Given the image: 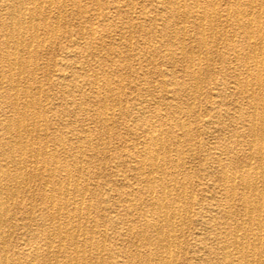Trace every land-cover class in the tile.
<instances>
[{"label": "rangeland", "instance_id": "rangeland-1", "mask_svg": "<svg viewBox=\"0 0 264 264\" xmlns=\"http://www.w3.org/2000/svg\"><path fill=\"white\" fill-rule=\"evenodd\" d=\"M210 1L218 4L219 11L223 14L228 11L230 16L220 24L211 25V28L204 21V28L201 30L199 20H181L175 11V0H170L169 3L166 0H23L24 8L32 5L40 6L42 10L35 11L30 16H21L24 30L20 55L23 59H30L24 65V73L20 77L22 84L27 86V93H22L19 90L21 88L15 92L19 93L20 103L28 98L29 102H33L32 106L35 108H25L24 113L43 115L48 123L46 137L40 133L30 140L36 145L46 143L48 154L54 152L60 164L70 165L78 158L80 172L72 180L78 178L79 184L85 187L84 206L88 210L86 221L81 218L79 223L84 222L87 228H92L94 240H101L105 249L102 251L105 264L115 259L127 264L129 251L135 250V258L140 257L135 259L136 264H146L143 258L147 255L151 258L148 264H156L152 253L157 243L154 241L150 246L141 241V235L152 237L154 232L138 228L135 229L138 234L134 235L127 230L128 217L137 220L140 214L145 213L146 220H150L155 218V214L146 206L142 210L124 208V201L132 194V198H136L137 194L145 200L149 198L143 177L138 175L133 158L135 150L142 146V136L147 134L144 123H154L156 134L162 140L157 142L164 147L161 157L163 155L166 161L165 172L156 174L155 190L159 191L162 183L170 192L167 191L166 200L173 203L176 201L182 209L178 215H174L175 221L181 220V225L174 228L175 234L179 236L174 243V264H193V256L200 254L205 256L208 264L216 262L214 255L217 244L211 234L214 227L204 228L199 210L206 204L216 203L222 208L229 203L227 190L220 188L221 165L241 166V170H248V162L251 166L255 164L253 167L260 163L264 170V154L262 158L254 154L250 159L247 158L253 152L247 145L251 136L246 122L255 110L260 111L257 102L260 97L264 100V85H253V98L242 97L234 88L233 78V72L237 70L242 77L248 76L252 81L256 74L254 70L252 73V69L248 71V68L239 67L238 64L247 58L244 49L246 41L250 40L244 36V29L238 26L234 8L240 5L245 12L250 7L247 0H205L201 6L210 4ZM258 2L257 6L264 11V1ZM192 3L193 0H177V4L182 5L181 10L184 6L186 10L193 7ZM6 12L0 0V16H4ZM261 16V35L264 36V13ZM27 18L30 19L29 22ZM181 26L186 32L184 38H172L171 34ZM254 31H257V27H254ZM202 35L209 41L207 46L197 42ZM0 37V81L3 85L0 94L2 101L6 103L10 101L14 90L10 89L3 69V36ZM255 40H258L257 35L251 41ZM177 41H184L185 56L178 49ZM258 51L262 52L264 58V45ZM171 52L173 59L170 58ZM191 53L194 57L192 63L186 57ZM191 64L194 76L186 71ZM250 65L252 68L253 64ZM257 74L264 77V68L259 69ZM194 81L198 83L196 88L193 86ZM103 109L109 114L113 112L110 119L102 116ZM8 115L9 110H0V121H6ZM254 121L259 122L258 119ZM13 134L0 129V143L5 145L9 138H13L16 143L18 137ZM59 138H62L66 152H62ZM87 140L91 143L87 144ZM218 153H221L219 161L214 160V155ZM37 182H28V191L21 194L22 198L10 201L11 222L16 230L12 233L13 236L7 238L14 245L8 246L7 254L17 259L18 264H29L26 256L15 248H23L24 238L28 239V245L24 247L26 252L29 247L41 246V237L29 236L30 233H38L41 227L49 230L50 234L54 233L50 223L41 218L50 209L45 204L42 192H56L54 189L50 191L51 187H41ZM181 190L184 194H181ZM240 193V189H236L233 200L236 208L233 212L228 216L219 214L214 218L226 222L223 224L225 227L237 226L240 234L246 232V238L240 236L242 244L246 240L249 243L253 241L252 232L264 240V229H256L237 210ZM246 195L252 197L249 192ZM133 224L138 227V223ZM209 226L212 224L209 223ZM195 231L204 233L205 242L196 241ZM229 240L225 244L229 245ZM253 243L256 244L257 251L254 257L250 253L248 258H254V264L258 263L257 260L258 264H264V244L261 245L257 240ZM39 262L37 260L35 264Z\"/></svg>", "mask_w": 264, "mask_h": 264}, {"label": "bare ground", "instance_id": "bare-ground-1", "mask_svg": "<svg viewBox=\"0 0 264 264\" xmlns=\"http://www.w3.org/2000/svg\"><path fill=\"white\" fill-rule=\"evenodd\" d=\"M29 1H32V0H29ZM169 1L170 0H166L167 3H169ZM204 1L205 0H193V3H192L193 7H189V9L186 10L184 6V9L181 10L182 5L180 6L179 4H177V0H175V5H176L174 6L175 11L178 13V16L181 18V20L182 19L187 20L188 18L199 20L200 21L198 22L199 25L198 24L197 25L201 28V30H203L204 28V23H203L204 21H207L208 25L211 28V25L213 24L216 25L218 23L220 24L222 21H224V19L225 20L228 19V15L230 16L228 11L226 12L227 14L226 13L223 14L222 11H219V6L215 2L210 1V4L206 6H203V5L201 6V3ZM247 5L250 7V9L245 12L242 10L240 5H237V7L234 8V14H235L234 17L236 19V22L239 27H242L244 29V36L248 40H250V41H246V46L244 49L245 54L247 55V58L243 61L238 62V64L240 65L239 67L244 66L246 69L248 68V71H251L252 69V73L254 70L256 74L254 75V81H252L250 80L248 76L242 77L241 74L236 69L237 71L233 72V78H234V88L236 89L237 93L240 94L242 97L247 96L248 98H253L254 97L253 85H256L257 87H261L264 85V79H263L264 77H261L260 74H257V71L259 69L264 68V58H263L262 52H260L261 50L258 51L259 48H261L264 45V36L261 35V28H260L262 24L261 14L264 13V11H262L257 6L259 5L258 0H247ZM23 6H24L23 0H2V7H4L5 10H7V12L4 16H0V20H1L0 32H2V35L0 36H3V41L1 43V46L4 49L3 54H1L2 55L1 61L3 63L4 72H6L7 83L10 89L14 90L13 93H11L10 101L8 100L9 103L8 102L4 103L2 101L3 99H1V94H0V110L7 109L10 112V115H8V118H6L7 119L6 121H0V127H1L0 129H2L3 132L5 131L7 134L14 133L13 135H15V137H18L16 143L14 142L13 138L12 139L9 138L8 141L6 140L7 142L5 143V145L0 143V264H18L17 259H15L14 257H9V255L7 254L8 246L14 247L13 244L12 245L10 244V241H8L7 238H9L10 235L13 236L12 233L14 232V230H16V226L13 224V222H11L12 214L10 210V201L12 199L16 200L19 197L22 198L21 194L26 193L28 191L27 184L30 181H38L37 183H39L41 187H51L50 191H53L52 189H54L56 194L54 192L53 193H43L42 192V197L46 202L45 204L48 207H50V209L49 211H47L45 215L41 216V218H43L44 220L50 223V226H52V228L54 229V233L52 232L53 234H50L49 230H47L46 228L42 229L41 227L38 233L29 234V236L41 237V246L38 245L35 247H29L26 249L27 251L25 252L24 247L28 245V241H27L28 239L24 238L23 248L22 247L18 248V246L15 247L20 251L21 254L26 256L25 258L28 260L29 264H35V261L37 260L40 261L39 264H105L104 259L102 258V251H104L105 249H103L104 246L101 245V242H100L101 240L100 241L94 240L91 234L92 228L91 229L87 228V225L83 221H82L83 224L79 223V220L81 218L83 219L88 218L87 217L88 210L84 206V194L86 192L85 187L79 184L78 178L74 179V181L72 180L73 176L76 175V173L78 174V172H80L79 171L80 164L78 163L79 160L77 161L78 158H76V160L70 165H66L62 163L60 164L54 152L49 151L50 154H48V151H47L48 145L46 143L36 145L34 144V142L30 140L31 137H33L36 134L38 135L40 133L42 136L46 137L48 123H46L47 121L45 122V118L43 115L35 114V113H30L28 115L24 113L25 108L26 109L35 108L34 106H32L33 102L32 101L29 102L28 101L29 98H28L27 100L24 99L23 103H20L19 97H18L19 93L15 92L16 90L21 88L19 90H21L22 93H27V86L23 85L24 83L22 84L20 77L24 73V65L25 64L27 65L30 59V58L23 59L22 55H20V52H21L20 44L22 41V34H23L22 31L24 30V29L22 30L24 26H23V22H22L23 20L21 16H24V14H28L30 16L32 13H35V11L42 10V8L40 6L33 7L32 5L29 8L28 7L24 8ZM168 7L170 9H173L172 6H168ZM29 20L30 19H28V22ZM29 24L30 23H28V25ZM182 27L183 26H181V28H178L179 29L178 31L174 30L175 33H173L172 31L173 34H171L172 35L171 37L172 38L177 37L180 39L184 38V36L186 35V32L183 29L184 27L183 28ZM254 27H257V31H254ZM215 34L216 33H214V35ZM254 35L255 36L257 35L258 40L251 41ZM212 37L213 36H211V38ZM199 40L200 41H197V42H199V44L204 45V46H207L209 42V41H206L204 35H202L199 38ZM172 42H175V41H172ZM177 42L179 46L178 49H181L182 51L181 54L185 56L186 52L184 51V44H183L184 41H177ZM169 54H170V58L173 59L174 58L173 53L171 52ZM235 55H236V52H235ZM186 57L190 63L194 61V57L192 53L187 55ZM250 61L253 64L252 68H250L251 66ZM192 65L193 64L188 66L186 68V71L188 72V74L194 76V68ZM33 72H32L31 78H33L34 76ZM95 74H96V71H95ZM197 84H198L197 81H194L193 83L194 88L197 87ZM221 85L222 84H220V86ZM2 88H3L2 81H0V92L2 91ZM218 94H219L218 96H221L220 93ZM257 103H258V106H260V111L257 112L254 109L255 112L252 113L251 115L252 117L250 119L247 118L248 120H246L247 126H248V132L251 136V139L249 141L247 140L248 141L247 145H249L250 149L253 152L252 154L248 155L247 158L249 159L251 158L250 157L251 155L252 156L257 155L259 158L260 157L262 158V155L264 154V112H263L264 100L262 99V97L258 98ZM112 113L109 114L107 110H104L102 116L105 119H110L111 118L110 115H112ZM253 116L255 118H253ZM254 119H258L259 122L256 123ZM42 121L43 123H41ZM178 122H180V119ZM144 124H146V128L145 127L144 128L147 130V134L146 136H142V143H141L142 146L135 150L133 158L136 161L137 166L135 167L137 168L139 172L138 175L143 177V181L146 185L147 196L149 198L145 200L138 194L136 198H132L133 194L132 195L130 194L131 197L124 201L126 203L124 204V208L129 209V210H136V209L142 210L143 207L146 206V207H149V210L153 214H155V218L152 219L151 218L152 216H149V218L151 219L146 220V218L144 217L145 213L140 214L137 220H134L128 217L127 223L129 225L127 227V230L129 233L134 234V235L138 234V231L135 230L138 228L152 230L154 232V235L152 237L151 236L144 237L143 235L140 234L141 239H142L141 240L142 244L145 243L147 245L152 246L154 241H155V244L157 243V246L152 253L153 260L155 261L156 264H174L176 261V257L174 254V248H175L174 243H175V240L179 238V236L175 234L174 228L181 225V220H179L178 222L175 221L174 215L176 214L178 215L180 211H182V209L180 205H178L179 203L176 204V201L175 203H173L169 200L168 201L166 200L165 195L166 193L168 194L169 189L166 190L162 183H161V189L157 192L155 190L154 183L156 181V174L157 173L162 174L163 172H165L164 168H165L166 161L163 155L161 157V154H162L161 151L164 149V147L162 143L157 142V140H159L160 138H159V134L158 135L156 134L157 129L155 130L156 127L154 126V123L148 121ZM42 126L44 127L42 128ZM188 132H189V129H188ZM23 136H25V138H23ZM27 137L28 139H26ZM87 142H88L87 144L91 143L90 140L89 141L87 140ZM58 143L63 148L62 152L63 151L66 152V148H65L62 138L58 141ZM89 146L90 145H88V147ZM219 155L221 156V153H218V155H214V160L219 161ZM258 165L259 166L256 165L255 167H253L248 162L247 164L248 170H241L242 169L241 166L239 167L240 168L239 169L238 166L229 167L226 165H221L220 173L222 175L221 176L222 180L220 183L221 184L220 188L227 190V193L230 196L229 203L227 207H222V208L219 206V204H216V203H214V205L206 204V206L205 205L202 206L199 210V213H201L200 214L201 223L204 226V228L206 227V229H208V228L214 227L211 234L213 235L214 240L216 241L217 252L214 251L216 252L214 255V258H216V262L213 264H223V263L224 264H254L256 263L254 258L249 259L248 256L251 253L254 257L257 251V246L253 242L257 240L260 242L261 245H263L264 244L263 238L257 235L256 233L252 232L251 238L253 241L249 243L246 240L245 244L244 243L242 244L239 239H240V236H242L243 238H246L247 237L246 232H242V234H240V230L237 226L231 225L229 227H225L223 226V224H226V222L217 221L216 218L214 217H217V215L219 214L228 216L231 212H233L232 210L236 208L234 205L235 203H233L234 196L236 195V189H240L241 193L238 198L239 204L237 205L238 206L237 210L241 212V215H243L244 218L247 217L246 219L247 222L251 225H255L256 229H261V228L264 229V191L262 190L264 188V170H262L263 165L260 166V163ZM182 167H184V165H182ZM174 183H175V180H174ZM181 187H182V184H181ZM247 192H249L252 195L251 197L252 199L246 195ZM181 194H184L182 193V190H181ZM189 201L191 202V200ZM140 221L142 222L140 223ZM74 222H77L78 224L77 223L74 224ZM133 222L138 223L137 228L133 224ZM209 223H211L212 226H209ZM194 233L197 234L196 241L199 240V242L202 243L200 241L202 240L205 242V239H203L204 238L203 232L195 231ZM80 237L82 238L79 239ZM227 239H230L229 245L225 244V242H227L226 241ZM102 240H103V236H102ZM178 241L177 243H179ZM177 245H180V244H177ZM135 251L133 252L129 251L128 259L126 258L127 260H129L127 264H136L135 259H140L139 256L135 258L136 257ZM193 258H194L192 259L193 264H208L209 263L206 260L205 256L203 257L201 256V254L194 255ZM150 259L151 258L149 257V255L143 258L146 264H148V261ZM257 261L259 263V260ZM262 261H263L262 263H264V258L262 259ZM109 264H125V262L122 260L115 259L111 261V263L109 262Z\"/></svg>", "mask_w": 264, "mask_h": 264}]
</instances>
